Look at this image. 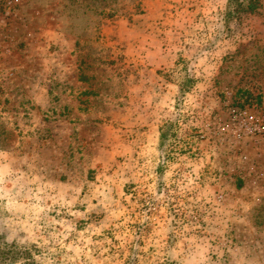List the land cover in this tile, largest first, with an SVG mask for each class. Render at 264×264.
Segmentation results:
<instances>
[{
    "label": "rangeland",
    "instance_id": "374dc122",
    "mask_svg": "<svg viewBox=\"0 0 264 264\" xmlns=\"http://www.w3.org/2000/svg\"><path fill=\"white\" fill-rule=\"evenodd\" d=\"M235 9L0 0L13 264H264V6Z\"/></svg>",
    "mask_w": 264,
    "mask_h": 264
},
{
    "label": "trees",
    "instance_id": "16d2710c",
    "mask_svg": "<svg viewBox=\"0 0 264 264\" xmlns=\"http://www.w3.org/2000/svg\"><path fill=\"white\" fill-rule=\"evenodd\" d=\"M232 1L235 4L236 9L231 11V13H237V14L239 12H249V13L258 12V9L264 6L262 0H232ZM231 13L229 12L230 15ZM191 81H192L191 79H187L186 84H189ZM240 106L244 107V104H241ZM171 127H172V123H171ZM166 133L167 132L163 131L162 133L163 138L166 137ZM21 254L24 253H22L17 248V246H15L14 244L3 242L0 245V264H13L20 258Z\"/></svg>",
    "mask_w": 264,
    "mask_h": 264
}]
</instances>
